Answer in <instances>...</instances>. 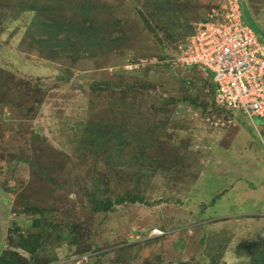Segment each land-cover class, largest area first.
I'll list each match as a JSON object with an SVG mask.
<instances>
[{
	"label": "rangeland",
	"instance_id": "1",
	"mask_svg": "<svg viewBox=\"0 0 264 264\" xmlns=\"http://www.w3.org/2000/svg\"><path fill=\"white\" fill-rule=\"evenodd\" d=\"M27 2L0 0V263L264 264V120L257 131L217 112L207 74L180 61L193 23L222 0H35L58 24L54 56L32 43ZM241 2L264 43V0ZM97 126L133 142L122 159L79 152ZM92 157L113 164L110 193L95 196L112 198L108 211L91 202ZM130 193L139 200L116 201ZM154 227L167 234L150 238Z\"/></svg>",
	"mask_w": 264,
	"mask_h": 264
},
{
	"label": "built area",
	"instance_id": "2",
	"mask_svg": "<svg viewBox=\"0 0 264 264\" xmlns=\"http://www.w3.org/2000/svg\"><path fill=\"white\" fill-rule=\"evenodd\" d=\"M180 49V61L212 73L216 106L241 111L253 123L264 119V43L244 20L241 0H223L194 23ZM162 233L155 228L152 235Z\"/></svg>",
	"mask_w": 264,
	"mask_h": 264
},
{
	"label": "trees",
	"instance_id": "3",
	"mask_svg": "<svg viewBox=\"0 0 264 264\" xmlns=\"http://www.w3.org/2000/svg\"><path fill=\"white\" fill-rule=\"evenodd\" d=\"M34 1L35 0H32V2H27L24 6V8H26V10H22V12H30V11L34 12V14L32 16V20L29 22L30 24H29V28L27 29V31L33 32L31 41L38 48V50H40L41 52L53 50L52 55L54 56L55 53L60 52V50L59 51L57 50V52L54 51L55 46L57 44V41L59 39L58 34L60 33V30L57 31V28H58L57 25L58 24L49 22L46 18L47 10L43 7V5H38V4L34 3ZM18 7L19 8L16 10L24 9L21 7V4H19ZM95 7L96 6L92 3H88L87 5H85V7H82V10H83L82 15H83L84 20L86 22H88L89 24H91V25H89V27L90 26L91 27L89 28L90 30L88 32V34L91 35L90 39H88L89 45H88L87 49H89V50L95 49L96 43H94L91 40H93L97 36V34H94V32L98 33V31L100 29V28L94 29V26H92V25L100 22L99 15H97V13H95ZM16 8H17V6H16ZM193 29L194 28L192 26L191 31L188 33V35L193 33ZM29 37H30V35H29ZM95 42H96V40H95ZM86 45H87V42H86ZM169 63H171V61ZM189 67H190L189 71L201 68L200 70L205 72V74H207L209 84L206 85L204 91L206 92V90H207V92H209L211 94V95H208V97H210V100H212L214 102L215 83L213 82L211 72L208 71L207 69L204 70L203 67L196 65V64L189 65ZM192 102L194 103V106H197L195 104V101H192ZM206 107L207 106H205V108ZM214 108L217 112H225V111L227 113L229 112L228 115H231L233 113V111L231 109H226V108L219 107V106H216ZM85 132L86 133L83 134V139L81 137L82 142H78V146H77V147H79L78 148L79 152L82 151L84 153V156H85V152H86L85 149H87V148L94 149L95 155H97V153L100 149L107 148L109 150L108 158L110 160L114 159L113 162H116L117 158L122 159V156L124 155V154H120L119 151L124 150L125 145L130 146L133 144V142L131 140H129V138H126L125 136H123V134H121L120 130H115V129L106 130L103 127L97 126L96 128H94L92 130L85 128ZM93 145L96 146V148H94ZM117 149H118V153L116 152ZM144 151H145V149H144ZM144 151H143V148H141V154H143ZM91 153H92V150H91ZM139 156H140L139 154L134 155V157H136V158H138ZM75 157L81 158L78 156H75ZM93 158L94 157L91 158V165H92V161H93V166H92L93 172L91 174L92 175V178H91V181H92L91 186L92 187L89 189L90 190L89 193L92 195V198H93V200L91 202H93V208L95 211H108L113 204V201H111L112 198H107V200H103V199H96L95 196H97L98 194L99 195L102 194L104 196L105 193H108V194L110 193L111 189L109 187V184L111 183V181L108 177V169L111 168L113 164L110 163L109 165L107 164L103 168H100V167H98V161L95 162V160ZM81 159H83V158H81ZM84 159H86V158H84ZM122 165H124V164L122 163V164H120V166L115 168L118 171V174H120V177L126 176L125 178L129 179L130 182L136 181V183H138L140 181V176H139L141 173L140 169L136 171V168L129 166V169L123 170ZM99 172H101L102 175L101 174L98 175ZM135 175H136V177H135ZM127 179H125V180H127ZM99 184L105 185L106 189L103 191L100 190ZM125 200L131 201V202H136L137 200H139V196L136 194L130 193V194H127V195L122 196L120 198L118 197L116 201L117 202H123ZM27 210H29V209H27ZM40 224H41V221H39L38 219L34 221L35 226H39ZM160 228H162V227H160ZM162 229L166 230V228H164V227ZM138 238L140 239L139 236H138ZM8 252L13 255L11 257H14L15 252H13L11 250ZM9 258L10 257L6 258L5 256H3L1 258L0 264L8 263ZM19 262L20 263H18V264H28L26 260L19 261ZM30 264H32V263L30 262Z\"/></svg>",
	"mask_w": 264,
	"mask_h": 264
},
{
	"label": "clouds",
	"instance_id": "4",
	"mask_svg": "<svg viewBox=\"0 0 264 264\" xmlns=\"http://www.w3.org/2000/svg\"><path fill=\"white\" fill-rule=\"evenodd\" d=\"M223 1V0H222ZM221 3L222 2H220L218 5H221ZM241 4H242V14H243V18H245L244 17V12H243V6H244V4H245V6L247 7V4H246V2H241ZM217 9H219V7L217 8ZM249 10V9H248ZM249 12H250V10H249ZM245 20V19H244ZM255 20V19H254ZM246 21V20H245ZM247 22V21H246ZM248 23V22H247ZM249 24V23H248ZM258 24V23H257ZM250 25V24H249ZM193 26H194V23H193ZM251 26V25H250ZM258 26H259V24H258ZM252 27V26H251ZM260 27V26H259ZM194 28V27H193ZM253 28V27H252ZM254 29V28H253ZM261 29V28H260ZM255 30V29H254ZM256 31V30H255ZM261 31H262V33H263V30L261 29ZM258 33V32H257ZM212 74V73H211ZM233 111V110H232ZM238 112H241V111H233V113H238ZM242 113V112H241ZM243 114V113H242ZM245 115V114H244ZM246 116V115H245ZM262 120H264V119H262ZM256 128V127H255ZM259 130H260V128H258ZM258 131V130H257ZM261 132V131H260ZM260 137L261 138H263L262 137V133H261V135H260ZM155 228H157V229H159V230H162V231H164V233H162V234H159V235H151V232L153 233V230L155 229ZM151 232H150V238H155V237H162V236H164L165 234H167V232H166V230H164V229H162V228H160V227H154L152 230H151Z\"/></svg>",
	"mask_w": 264,
	"mask_h": 264
},
{
	"label": "water",
	"instance_id": "5",
	"mask_svg": "<svg viewBox=\"0 0 264 264\" xmlns=\"http://www.w3.org/2000/svg\"><path fill=\"white\" fill-rule=\"evenodd\" d=\"M243 12H244L245 20L256 30V32H258L259 34H262L260 27L258 26L257 22L252 17L247 7L244 8Z\"/></svg>",
	"mask_w": 264,
	"mask_h": 264
}]
</instances>
